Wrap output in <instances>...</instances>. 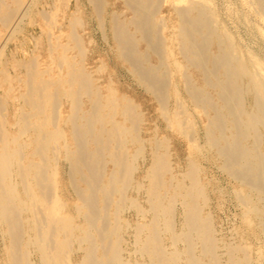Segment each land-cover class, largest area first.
Returning <instances> with one entry per match:
<instances>
[{
    "label": "bare ground",
    "instance_id": "bare-ground-1",
    "mask_svg": "<svg viewBox=\"0 0 264 264\" xmlns=\"http://www.w3.org/2000/svg\"><path fill=\"white\" fill-rule=\"evenodd\" d=\"M247 1L264 19V0ZM103 2L91 0L99 20ZM125 2L135 31L113 17L117 51L171 128L189 140L187 170L175 175L170 139L157 129L144 136L141 107L120 96L112 79L102 94L87 71L89 50L78 34L82 20L76 11L67 13L70 43L62 45L47 11L54 0H0V77L25 87L14 123L13 103L0 93V264H222V248L226 264H264V246L256 250L249 237L241 235L237 245L216 237L208 212L210 183L199 160L221 163L237 182L243 223L264 242V59L236 39L218 0ZM167 5L170 24L160 15ZM38 15L48 19L56 71L26 58L27 26L34 28ZM254 35L264 40L259 30ZM141 41L147 53L139 50ZM11 55L23 77L11 74ZM150 55L157 56V65ZM189 68L199 72L201 86ZM188 102L207 116L203 144ZM129 211L136 213V224L125 217Z\"/></svg>",
    "mask_w": 264,
    "mask_h": 264
},
{
    "label": "rangeland",
    "instance_id": "rangeland-1",
    "mask_svg": "<svg viewBox=\"0 0 264 264\" xmlns=\"http://www.w3.org/2000/svg\"><path fill=\"white\" fill-rule=\"evenodd\" d=\"M181 2L182 4L184 3L183 1H179L178 4H181ZM103 3L105 6L104 12L99 20L91 0H71V2L69 0H54V3H52L49 8L47 7V11L49 12L51 9L49 13L52 14L54 20L57 22L56 26L52 28V33L55 36L60 37V44H69L70 40L68 39V35L71 32V29L69 24L70 19L67 16V13L69 11H76L79 14L82 20V27H78L77 31L84 40L86 48L89 50L86 61L87 71L96 81V85L101 88L102 94L107 95V85L112 79L113 86L117 89L120 96L130 98L135 104L141 107L140 109L143 112L145 120V137L149 138L153 135L154 130L157 129L160 137L166 136L170 139L174 173L181 178L187 170L189 162L188 158L192 149L189 140L180 132L171 128V126L164 119L161 107L158 105L159 103L155 99L154 95L136 80V77L131 72L132 66L129 62L124 60L119 51H117V43L113 36V31L111 29L112 22L110 23V21H112L113 17H116L119 22H123L128 25V27L130 26L129 30L134 33L135 29L130 25V21L133 18V11H131L128 7L125 0H104ZM218 3L222 19L232 30L236 39L244 42L248 46L251 45L253 50L264 59V40L262 37L256 38L254 35L255 30H259L261 35L264 36V19L258 17L252 11L247 0H218ZM170 9L169 5H167L162 7L160 10V15L167 18V24H170L169 19L173 14ZM256 16L258 18H256ZM41 17L42 16L39 15L36 17V26L34 28L32 26H27L30 35L29 43L26 48L28 52L26 54V58L27 60L30 57L36 58L41 70H45L47 68L49 69V67H51L52 70L56 71V68L51 64L50 58V42L48 39V31L50 27L48 19ZM167 32L168 31L164 34L167 35ZM53 41L56 42L55 39H53ZM146 46L147 44L143 41L138 43V48L142 53H147L148 49L146 48H148V46ZM213 49L214 51H217L216 47H213ZM69 55L74 58L76 57V59L79 60L77 50H71ZM8 59L12 62V64H14V67L11 68V74L23 77L22 70L16 67V60L12 57V55L8 57ZM178 59L183 61L181 55L178 56ZM149 61L151 64L155 65L159 62L157 56L155 55H150ZM188 74L191 76V80L194 81L196 85L201 86L203 84L201 79L202 77L196 69L189 68ZM11 86H13V90L10 91ZM24 90L25 87L20 85L17 80L13 79L11 82H7L0 77V93L3 96H8L10 101L13 103L11 108V113L13 114L11 115L12 123L16 121L19 104L22 103V101H17V97H19V94ZM181 93L183 98L188 100L187 94H185L184 91H181ZM211 93L216 98V93L213 91H211ZM83 101L85 103L84 109H88L90 106L88 99L84 98ZM188 104L190 106L188 108V112L196 115L197 123L199 124V127L196 129V137H198L200 143L203 144V128L207 123V116H205L202 110L195 109L190 102H188ZM64 105L67 107V112L64 113V116H66L69 105L67 102H64ZM175 109L176 106L171 104L169 110L172 112L175 111ZM17 132L18 131L15 128L14 133L17 134ZM148 151L150 154L149 148ZM199 160L204 172L203 176L207 179V182L210 183L208 187L210 200V208L208 209V212L214 222L217 233L216 237L218 240L221 239L220 241H222V244L237 245L240 243L241 237L246 236L249 237L250 242L256 250L262 248L264 246V242L260 237L261 235L258 234L257 231H254L249 235L250 231L243 223L242 208H240L235 196V191L238 188L237 182L234 179H231L221 169V163H216L210 158L203 157ZM141 164L142 163L140 162V165ZM142 174L143 169H141L137 174V178H141ZM72 198L74 202L76 200L74 194ZM139 199L142 205L145 207L148 206L145 202L144 195L139 197ZM125 217L132 224H136L138 222V217L133 211L126 212ZM126 239L128 241H132L131 236L129 235ZM166 243L168 244V242ZM220 254L222 256V264H226L227 256L225 255V250L223 248L220 250Z\"/></svg>",
    "mask_w": 264,
    "mask_h": 264
}]
</instances>
